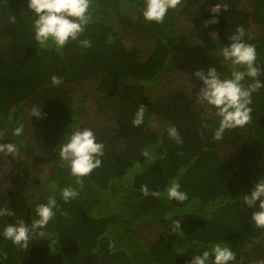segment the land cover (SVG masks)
Listing matches in <instances>:
<instances>
[{
    "label": "trees",
    "instance_id": "obj_1",
    "mask_svg": "<svg viewBox=\"0 0 264 264\" xmlns=\"http://www.w3.org/2000/svg\"><path fill=\"white\" fill-rule=\"evenodd\" d=\"M217 5L219 23L205 27ZM143 8L144 0H91L92 22L57 51L51 42L39 48L28 0H0V130L7 129L0 143L20 152L0 154V207L16 212L0 217V232L18 219L30 225L36 205L53 194L67 213L57 211L44 229L51 236L30 240L28 249L0 235V264H188L224 242L236 254L229 264L264 260V229L251 221L258 205L243 203L264 179V88L252 94L251 122L214 141L219 117L196 102L203 83L194 75L215 67L230 77L221 48L243 26L264 83V0H182L162 24L146 22ZM83 39L92 47L81 48ZM53 75L63 83L53 86ZM140 103L145 123L134 127ZM34 106L40 118L32 117ZM153 114L155 129L148 127ZM19 123L24 132L15 137ZM172 125L182 144L169 138ZM72 127L92 129L105 145L83 188L58 155ZM145 147L157 158L151 165L141 156ZM173 178L188 194L183 203L167 198ZM142 184L163 195L145 198ZM68 186L80 194L64 203L60 191ZM174 220L183 237L172 234Z\"/></svg>",
    "mask_w": 264,
    "mask_h": 264
},
{
    "label": "clouds",
    "instance_id": "obj_2",
    "mask_svg": "<svg viewBox=\"0 0 264 264\" xmlns=\"http://www.w3.org/2000/svg\"><path fill=\"white\" fill-rule=\"evenodd\" d=\"M181 4L182 0H144L142 16L146 22L162 24L167 13L170 10H176ZM90 7L91 0H28V8L35 16L33 31L39 48L47 49L51 42V45L60 51L70 41H77L92 22ZM217 7L218 5L212 9L213 18L204 22L205 27L219 23L215 18L218 14L215 11ZM9 21L16 23V17L10 16ZM246 35L244 27L237 26L235 33L229 36L230 44L221 48L220 55L223 62L230 67V77L221 78L215 67H210L206 73L202 70L194 73L203 83V87L197 94L196 102L214 107L216 116L219 117V125L212 137L214 141L222 140L226 130L244 127L251 122L252 94L264 88V83L258 79L261 68L256 65V46L245 41ZM251 38L248 36L249 40ZM79 46L85 49L91 48L92 42L89 39L79 40ZM246 78H251L252 82L245 85ZM62 83L61 77L56 75L51 77L53 86ZM146 112L145 105L140 103L131 121L134 127H140L145 123ZM31 115L40 118L41 108L32 107ZM148 127L153 129L158 127L155 114L149 118ZM209 127L211 125H201V128ZM166 131L169 138L177 144L183 143L179 131L174 125L169 126ZM23 132V123H19L12 129V135L15 137L21 136ZM6 134L7 129L0 130V140ZM58 148V155L62 161L61 166L66 165L70 169V175L76 178V184L83 188L84 178L101 167V157L104 156L105 145L97 142L92 129L72 127L71 134L66 135L64 142L59 144ZM0 154L15 158L20 155V152L14 143H0ZM141 156L146 158V165L157 161L149 147H145L141 151ZM140 191L145 198L151 196L159 199L163 195L159 191L149 190L146 184L141 185ZM165 192L169 200L183 203L188 199V194L181 191V185L176 178L169 181ZM79 194V191L71 186L60 191L64 203L77 198ZM243 203L249 208H255L258 205L259 210L253 212L251 221L257 228L264 229V179H260L255 184L250 195L243 196ZM34 211L36 218L30 225L23 219H18L15 224H7L0 235L11 241L17 248L28 249L30 240L51 236V233L44 229L54 219L57 211L60 212V215L67 216L66 212L60 210L54 194L47 197L46 203L37 204ZM15 215L16 212L9 207H0V217H14ZM171 231L172 234L183 237L184 232L181 230L179 220L172 221ZM109 250H115L114 242H110ZM235 259L236 254L224 242L213 244L208 251L203 252L202 256H195L188 264H229ZM255 264H264V260H258Z\"/></svg>",
    "mask_w": 264,
    "mask_h": 264
},
{
    "label": "rangeland",
    "instance_id": "obj_3",
    "mask_svg": "<svg viewBox=\"0 0 264 264\" xmlns=\"http://www.w3.org/2000/svg\"><path fill=\"white\" fill-rule=\"evenodd\" d=\"M28 159V158H27Z\"/></svg>",
    "mask_w": 264,
    "mask_h": 264
}]
</instances>
